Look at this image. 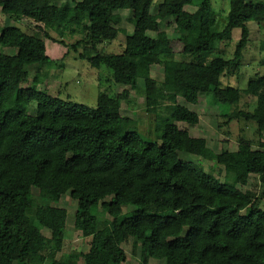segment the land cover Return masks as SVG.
<instances>
[{
  "label": "trees",
  "instance_id": "obj_1",
  "mask_svg": "<svg viewBox=\"0 0 264 264\" xmlns=\"http://www.w3.org/2000/svg\"><path fill=\"white\" fill-rule=\"evenodd\" d=\"M53 2L0 0V13L14 23L28 19L41 25L45 39L79 50L78 59L93 69L106 67L116 85L139 92L146 112L154 116L156 142L129 131L131 120L120 114L125 91L116 98L99 94L96 107L87 108L38 90L54 64L44 40L0 26V47L15 51L0 54V264H124L122 244L129 239L139 245L141 264L151 259L264 264V211L259 208L264 200V74L249 78L242 90L221 86L225 72L239 69L249 42L246 24L264 23V1L228 0L221 31L211 0H162L155 15L152 0ZM120 11L130 12L133 31L120 54H106L98 44L118 37ZM168 18L179 33L184 60H164L172 55L171 42L159 27ZM234 29L240 38L226 59L212 44L228 39ZM75 36L68 46L64 40ZM161 64L167 72L158 82L151 67ZM31 69L34 77L24 87ZM243 96L255 98L251 112L237 109ZM201 97L227 109L228 122L254 123L259 149L240 138L236 151L215 154L204 139L179 129L178 123L193 127L199 118L177 98L196 105ZM32 104L34 115L28 112ZM179 153L214 159L224 169V181L182 161ZM251 175L259 178L257 197L235 188ZM32 189L52 204L69 193L76 202L74 229L90 238L87 253L57 259L67 212L37 203ZM99 206L111 220H97L92 209Z\"/></svg>",
  "mask_w": 264,
  "mask_h": 264
},
{
  "label": "rangeland",
  "instance_id": "obj_2",
  "mask_svg": "<svg viewBox=\"0 0 264 264\" xmlns=\"http://www.w3.org/2000/svg\"><path fill=\"white\" fill-rule=\"evenodd\" d=\"M73 1L80 0H54L53 4L59 6L66 4L72 5ZM162 0H152L150 13L155 15L157 7ZM257 3L264 0H252ZM215 11V25L218 30H223L226 24V15L228 12V0H211ZM186 11L193 13L194 7H186ZM118 14L121 17L120 23L117 25L118 37L112 42H100L98 47L103 49L106 54H120L124 46L125 37L133 31V26L129 23L130 12L120 11ZM249 29V42L243 52V58L240 61L239 69L227 71L221 77L222 87H233L240 90L245 89L249 78L261 76L264 74V67L260 62L264 59V23L257 24L249 22L246 24ZM0 26H15L28 35L36 36L45 42L46 55L54 61V64L48 70L47 79L38 86V90L45 91L51 96H59L64 101H70L77 105L87 108H95L97 105V97L99 94H106L116 98L124 91L126 97L120 100V114L131 120L128 126L130 132L137 133L140 137L150 142H156L155 137V120L151 113L146 112L143 103V97L135 89L116 85L111 80V71L104 66L99 69L91 68L86 61L77 58V51H73L68 47L60 46L47 40L43 35L41 25L34 23L28 19H22L18 23L5 18L0 13ZM159 30L165 32L171 42L172 55L166 59L167 62L184 60L181 54L182 45L178 42L179 33L175 30L173 19L168 18L160 23ZM154 36V33H148ZM52 38L57 39L54 33H51ZM79 36L73 39L66 38L65 43L70 46L75 43ZM240 38V30L234 29L229 34L228 39L212 44L213 50L218 52L222 57L231 59L234 49ZM15 51L11 48H1L0 54L14 55ZM46 69L43 68L42 72ZM167 70L161 65H153L151 67V77L158 82H162ZM34 77V70L31 69L29 80L24 87H29ZM138 87H143V82L138 81ZM177 104L188 108L191 112L197 114L199 121L196 126H188L183 123H178L177 126L181 130L188 132L192 138H202L206 141L207 147L218 154L223 150L236 151L238 139L244 138L252 143L254 150L259 149L258 143L261 141L256 134L255 124L246 122L243 119H234L228 122L226 115L229 111L222 106L210 104L205 97H201L196 105L186 103L183 99L177 98ZM255 107V98L243 96L237 109L244 111H252ZM30 114H35L34 105L32 104L28 111ZM264 137V134H263ZM264 139V138H263ZM179 158L182 161L190 162L206 173H210L220 183L224 181V169L218 165L212 158H200L189 154L179 153ZM235 188L243 193H249L255 197L259 196L261 187L259 178L251 175L244 183H240ZM32 195L36 202L46 206H55L64 209L67 212L66 217V236L63 242V247L60 253L57 254V259L69 253L83 254L87 253L90 247V238H84L81 233L74 229V215L76 211V202L69 197V193L63 195L57 204L44 201L36 189H32ZM109 199H106L108 201ZM259 208L264 211V200L260 199ZM126 211V208L123 210ZM93 214L99 222L111 220V218L103 211L101 206L92 209ZM247 214V210L242 212ZM37 225V223H36ZM39 227V226H38ZM41 233L49 237V233L40 229ZM122 249L126 255L124 264H141L140 248L135 239H129L128 242L122 244ZM32 261L37 263L39 256H33ZM77 264H83L79 260ZM148 264H164V261L151 259Z\"/></svg>",
  "mask_w": 264,
  "mask_h": 264
}]
</instances>
